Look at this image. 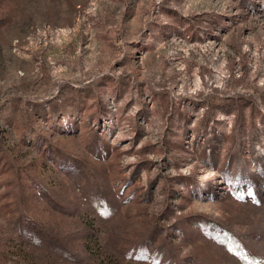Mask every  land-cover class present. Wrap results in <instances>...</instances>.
<instances>
[{
	"label": "rangeland",
	"instance_id": "obj_1",
	"mask_svg": "<svg viewBox=\"0 0 264 264\" xmlns=\"http://www.w3.org/2000/svg\"><path fill=\"white\" fill-rule=\"evenodd\" d=\"M0 264H264V0H0Z\"/></svg>",
	"mask_w": 264,
	"mask_h": 264
},
{
	"label": "trees",
	"instance_id": "obj_2",
	"mask_svg": "<svg viewBox=\"0 0 264 264\" xmlns=\"http://www.w3.org/2000/svg\"><path fill=\"white\" fill-rule=\"evenodd\" d=\"M207 189L203 188V191H206Z\"/></svg>",
	"mask_w": 264,
	"mask_h": 264
}]
</instances>
